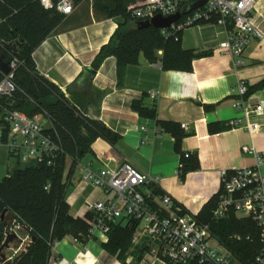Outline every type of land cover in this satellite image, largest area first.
<instances>
[{"label": "crops", "instance_id": "1", "mask_svg": "<svg viewBox=\"0 0 264 264\" xmlns=\"http://www.w3.org/2000/svg\"><path fill=\"white\" fill-rule=\"evenodd\" d=\"M251 16L264 33V0L254 1ZM119 21V17L96 12L93 0H82L33 52L40 74L67 97L76 94L82 112L117 135L113 144L96 139L94 153L85 155L73 173L66 174L70 213L85 218L88 203L106 197L99 187L82 178L84 167L97 172L130 161L156 180L145 189L170 194L176 205L196 216L220 191L223 169L234 171L255 163L254 153L243 151V146L264 152V114L250 117L262 126L251 133L237 106L242 82L252 88L249 98L264 105V87L255 88L264 81V40L253 38L242 55L231 56L219 50L228 27L202 22L185 28L180 36L181 46L198 54L191 71L165 70L160 59L152 62L142 53L139 62L128 66L120 79L115 56L91 70ZM137 100L155 107L156 117H142L132 106ZM1 150L6 154L3 151L1 155ZM3 153L11 156L0 144L4 178L10 168ZM183 153L196 155L199 167L182 174ZM102 243L106 242L93 237L83 244L67 235L55 244L50 264L140 263L139 248L133 244L123 261L110 255Z\"/></svg>", "mask_w": 264, "mask_h": 264}, {"label": "trees", "instance_id": "2", "mask_svg": "<svg viewBox=\"0 0 264 264\" xmlns=\"http://www.w3.org/2000/svg\"><path fill=\"white\" fill-rule=\"evenodd\" d=\"M73 1L76 4L82 0ZM145 1L93 0L96 12L120 18L118 28L93 62V72L107 57L115 56L119 78L122 79L126 68L137 64L142 53L152 62L160 59L165 70H192V62L198 54L184 49L181 37L179 40L166 38L162 29L153 26L139 28L138 21L131 17V10ZM53 2L56 4L58 0ZM64 17L55 7L45 8L41 0H0V58L10 62L17 56L20 60L14 74L16 91L11 96L0 95V125L3 126L4 139L10 129L6 115L10 110H18L30 117H45L56 131L62 149L52 166L17 160L0 180V247L10 231V227L5 225V221H10L5 218L9 212L15 214V227H22L28 237L15 264H50L55 244L65 236L71 235L83 244L92 238L89 233L92 214L76 218L70 213L66 174L71 175L85 155L94 153L92 144L97 138L111 144L117 138L116 133L82 112L76 94L67 97L37 70L33 52ZM184 18L185 15L180 21ZM18 40L22 42L15 54L6 45ZM4 77L0 70V82ZM260 87H264V81L255 86ZM251 91L252 88H248L246 97ZM132 106L142 117H156L155 107L146 106L142 101H134ZM185 154H182V174L199 167L196 155L189 153L186 157ZM221 189L196 217L208 224L213 236L240 261L249 262L261 248L260 230L251 217H238L234 210L223 218L214 216ZM134 229L130 224H113L108 242L102 243L103 248L124 261L132 246Z\"/></svg>", "mask_w": 264, "mask_h": 264}, {"label": "built area", "instance_id": "3", "mask_svg": "<svg viewBox=\"0 0 264 264\" xmlns=\"http://www.w3.org/2000/svg\"><path fill=\"white\" fill-rule=\"evenodd\" d=\"M196 1L146 0L130 13L134 20L145 21L156 14L172 15ZM254 1L208 0L186 14L182 21L181 17L170 27L162 29L163 34L166 38L179 40L185 28L207 21L216 22L228 27L227 37L220 43L219 50L240 56L253 38L264 40V33L251 16ZM41 3L47 9L55 7L64 15L71 14L75 8L73 0H58L56 4L53 0H41ZM19 64L20 60L14 56L10 61V73L4 74L0 82V95L11 96L16 91L14 74ZM247 92L248 86L240 83L237 106L247 118L245 126L254 133L262 126L258 121H251L250 117H261L264 105L246 97ZM151 95L156 96L155 93ZM6 120L10 129L6 139L3 132L0 133V144L7 147L11 156L23 163L35 161L47 166L55 163L62 149L52 127H47L37 116L30 117L18 110L8 111ZM242 149L254 153L255 163L234 171H221L222 189L214 216L223 218L234 210L238 217H251L255 221L260 230L261 248L251 261H240L213 236L208 224L199 221L197 215L186 213L174 203L170 194H155L145 189L156 180L130 161L97 172L83 168L82 178L99 187L106 196L87 205V212L92 214L90 235L108 242L113 224L134 226L132 244L139 248V264H264V152H257L250 146ZM185 156L188 157L189 153ZM182 167L183 163L180 169Z\"/></svg>", "mask_w": 264, "mask_h": 264}, {"label": "water", "instance_id": "4", "mask_svg": "<svg viewBox=\"0 0 264 264\" xmlns=\"http://www.w3.org/2000/svg\"><path fill=\"white\" fill-rule=\"evenodd\" d=\"M208 0H197L194 3L188 4L184 6L180 11L169 15L163 16L162 14H156L149 20L138 21L137 25L139 28H147L153 26L157 29H165L170 27L173 23L177 22L183 15L188 14L191 10L197 8L198 6L203 5ZM22 40H18L14 43H8L6 47L13 51L15 54L18 53V47L21 44ZM0 70L5 74H9L11 71V66L9 61H5L0 58ZM5 213H3V216ZM6 220H10L9 222L5 221V225L10 227V231L6 234L5 240L0 247V260L2 264H15L19 259L20 255H17L14 258H8L7 253L11 250L12 245L15 247H19L21 244L25 243L26 246V233L24 229H20L15 227V214L13 212H9L6 215ZM27 249V247H26Z\"/></svg>", "mask_w": 264, "mask_h": 264}, {"label": "rangeland", "instance_id": "5", "mask_svg": "<svg viewBox=\"0 0 264 264\" xmlns=\"http://www.w3.org/2000/svg\"><path fill=\"white\" fill-rule=\"evenodd\" d=\"M37 118L42 121L46 126H49V121L43 117L42 115H36ZM1 133V131H0ZM98 139V138H97ZM105 140V139H104ZM106 141V140H105ZM5 152V150H1V155H2V152ZM6 154V152H5ZM3 153V155H5ZM6 167L8 166L10 169L15 165L16 163V159L13 157V156H6ZM3 173H0V180L3 178V176L5 175H2ZM20 229H22V227H18ZM26 241H28V238H26ZM25 248V243L24 244H21L19 247H15L14 245H12V248L11 250H9V252L7 253V256L8 258H12V257H15L16 255H18L23 249Z\"/></svg>", "mask_w": 264, "mask_h": 264}]
</instances>
